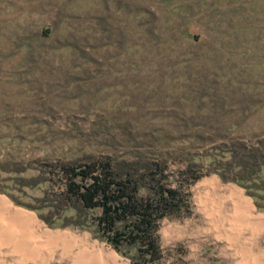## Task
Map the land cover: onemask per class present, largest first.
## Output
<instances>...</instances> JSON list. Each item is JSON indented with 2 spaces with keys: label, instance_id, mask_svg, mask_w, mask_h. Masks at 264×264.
Here are the masks:
<instances>
[{
  "label": "rangeland",
  "instance_id": "1",
  "mask_svg": "<svg viewBox=\"0 0 264 264\" xmlns=\"http://www.w3.org/2000/svg\"><path fill=\"white\" fill-rule=\"evenodd\" d=\"M228 127L253 144L264 135V0H0V187L34 209L0 198L42 229L68 233L71 251L88 247L86 235L118 259L88 232L46 225L33 200L45 184L20 187L17 178L56 155L153 149L176 132L204 138L176 156L205 152L207 137L225 155L234 148L220 143ZM178 158L169 171L183 167ZM214 178L248 197L214 172L195 181L192 214L160 221L156 264H264V232L225 238L233 224L203 214L201 183ZM52 250L38 261L69 264ZM0 263L24 264L5 245Z\"/></svg>",
  "mask_w": 264,
  "mask_h": 264
},
{
  "label": "trees",
  "instance_id": "2",
  "mask_svg": "<svg viewBox=\"0 0 264 264\" xmlns=\"http://www.w3.org/2000/svg\"><path fill=\"white\" fill-rule=\"evenodd\" d=\"M233 133L228 127L220 134V143L229 138L234 146L225 155L211 152L217 146L207 137L213 144L205 152L187 149L176 156L174 149L204 139L197 133L181 136L178 132L162 136L153 149L119 155L92 151L56 155L39 165L36 175L17 178L16 185L45 184L41 196L33 200L40 203L38 218L49 227L87 230L129 264H156L161 257L160 221L190 214L188 187L203 175L214 172L223 181L240 185L256 209L264 212V135L253 144L241 136L232 138ZM177 157L184 165L171 172L168 159ZM0 192L7 194L3 186ZM8 196L15 204L34 209L19 201V195Z\"/></svg>",
  "mask_w": 264,
  "mask_h": 264
},
{
  "label": "bare ground",
  "instance_id": "3",
  "mask_svg": "<svg viewBox=\"0 0 264 264\" xmlns=\"http://www.w3.org/2000/svg\"><path fill=\"white\" fill-rule=\"evenodd\" d=\"M201 185L203 189L200 202L208 216L214 221L228 220L234 226L228 232L222 233L223 237L238 238L244 234V231H249L256 236L264 230V216H258L252 212L253 206L250 199L239 189L230 185L220 187L214 179L205 180ZM68 236L70 235L65 231L50 232L42 229L34 218L5 198H0V246H8L11 253H18L24 264L35 262L43 257L42 261L52 260L54 252L52 249L57 246L60 249L59 258H69V264H119L111 251L97 246L94 242H86L88 247L83 249L81 247V250L77 252L71 251L74 246L73 241L67 238Z\"/></svg>",
  "mask_w": 264,
  "mask_h": 264
},
{
  "label": "crops",
  "instance_id": "4",
  "mask_svg": "<svg viewBox=\"0 0 264 264\" xmlns=\"http://www.w3.org/2000/svg\"><path fill=\"white\" fill-rule=\"evenodd\" d=\"M211 173H213V172H211ZM209 174V173H208ZM217 174V173H216ZM207 175V174H206ZM218 175V174H217ZM203 176H205V175H203ZM203 176H201L200 178H202ZM219 176V175H218ZM199 178V179H200ZM198 179V180H199ZM215 179V178H214ZM216 180V179H215ZM197 181V180H196ZM217 181V180H216ZM218 183V182H217ZM219 184V183H218ZM226 185H228V184H226ZM220 186V185H219ZM224 186V185H223ZM223 186H220V187H223ZM234 187V186H233ZM236 188V187H235ZM238 189V188H237ZM240 190V189H239ZM241 191V190H240ZM244 193H245V190H244ZM242 194H243V192H242ZM246 194V193H245ZM244 195V194H243ZM190 196V195H189ZM244 196H246V195H244ZM248 197L249 198H251L249 195H248ZM252 199V198H251ZM8 201V200H7ZM251 201V200H250ZM253 201V200H252ZM199 204V203H198ZM252 206H253V204H252ZM202 207V206H201ZM255 207V204H254V206H253V208H252V212L253 213H261V211H258L257 209H256V207ZM199 208H200V205H199ZM203 208V207H202ZM200 210L202 211V209L200 208ZM203 210H204V208H203ZM257 211V212H256ZM203 212V211H202ZM204 212L207 214V216H208V213L204 210ZM203 212V214L205 215V213ZM192 214V209H191V207H190V214L189 215H187V216H184V217H189L190 215ZM206 216V215H205ZM206 216V217H207ZM209 217V216H208ZM207 217V218H208ZM210 218V217H209ZM170 219H173V218H170ZM176 219V218H175ZM211 219V218H210ZM253 220H258V219H253ZM66 227H72V226H66ZM61 228H65V227H61ZM78 228V227H77ZM160 228V227H159ZM78 229H80L83 233H85V232H88L89 234H90V236H91V233L89 232V231H87V230H84V229H81V228H78ZM159 230V229H158ZM60 231V230H59ZM264 231V230H263ZM262 231V232H263ZM245 234H247V235H249V233L248 232H244V235ZM259 235V234H258ZM83 237H81L84 241L85 240H87L88 238L86 237V235H82ZM158 236H159V241H160V234H159V231H158ZM250 236V235H249ZM92 237V236H91ZM93 238V237H92ZM95 239V238H94ZM97 240V239H96ZM88 241V240H87ZM86 241V242H87ZM100 242V241H99ZM101 243H103V242H101ZM105 244V243H104ZM75 253V252H74ZM118 261H117V263H119V264H127V262H128V264H129V261H128V259L127 258H125V257H122V256H120V255H118ZM123 258L126 260H123ZM38 260H36L35 262H27V263H32V264H45V263H38L37 262ZM40 262V261H39ZM27 263H25V264H27Z\"/></svg>",
  "mask_w": 264,
  "mask_h": 264
}]
</instances>
